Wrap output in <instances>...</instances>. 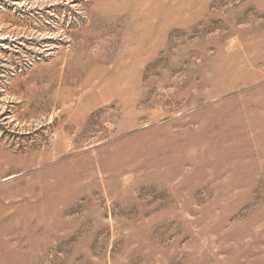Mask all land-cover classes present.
Masks as SVG:
<instances>
[{
    "label": "rangeland",
    "instance_id": "rangeland-1",
    "mask_svg": "<svg viewBox=\"0 0 264 264\" xmlns=\"http://www.w3.org/2000/svg\"><path fill=\"white\" fill-rule=\"evenodd\" d=\"M0 264H264V0H0Z\"/></svg>",
    "mask_w": 264,
    "mask_h": 264
}]
</instances>
